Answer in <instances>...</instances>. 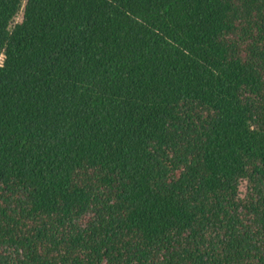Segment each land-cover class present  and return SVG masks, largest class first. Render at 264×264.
<instances>
[{
    "label": "trees",
    "instance_id": "16d2710c",
    "mask_svg": "<svg viewBox=\"0 0 264 264\" xmlns=\"http://www.w3.org/2000/svg\"><path fill=\"white\" fill-rule=\"evenodd\" d=\"M0 264H264V0H0Z\"/></svg>",
    "mask_w": 264,
    "mask_h": 264
}]
</instances>
